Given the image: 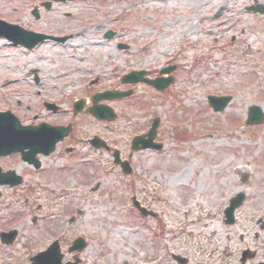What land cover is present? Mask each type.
Returning a JSON list of instances; mask_svg holds the SVG:
<instances>
[{
  "label": "rangeland",
  "instance_id": "rangeland-1",
  "mask_svg": "<svg viewBox=\"0 0 264 264\" xmlns=\"http://www.w3.org/2000/svg\"><path fill=\"white\" fill-rule=\"evenodd\" d=\"M256 2L261 4L264 0H128L125 3L124 8L130 16L127 20L131 25L129 29H133L135 35L153 41L148 52L157 63L162 64V61L172 58L171 53H176L177 44L184 43L187 48L185 55L192 59L198 48L203 64L195 67L188 61L185 65L187 71L193 72L191 78L195 84L175 104L173 112L174 104L158 102L156 98L152 104L149 103L146 112L144 108L120 107V110L126 109V113L131 114L122 137L127 140L129 135L141 130V123L146 125L151 114L161 119L159 132L166 144L164 154L132 155L134 174L125 179L116 172L107 175L96 195H88L85 191L90 181H96L94 173L87 180H82L85 168L69 175L67 184L82 187L79 191L87 194L80 203L85 213L77 224L79 233L88 241L82 256L86 259L85 264H173L169 253L187 257L189 264H236L242 249L251 247L252 250L257 248L259 254L264 252V243L261 242L264 232L256 229L259 239L253 241L252 238L253 219L264 215V126L245 130L241 122L248 104L259 105L264 112V64L256 57L261 51L264 53V16H252L245 11ZM25 4V0H0V19L44 30L61 26L78 31L102 22L101 16L106 12L104 9L103 13H94L88 18L83 12V0H73L69 5L56 6L62 11H72L69 21H64L60 13L54 12L48 15L53 17H49L50 26H45L30 20L28 4ZM113 7L114 3H111ZM119 8L115 7V12ZM220 9L221 13L215 18ZM87 33L90 36L92 32ZM172 45L177 47L173 49ZM10 47L0 39V112L15 109L21 118L30 117L43 101H54L60 110H66L68 98L76 97L73 90L77 89L78 82L80 84L84 80L79 79L81 75L78 80L75 75L67 76L72 82L68 88H63V80L56 79V76L64 66L53 62L54 56L60 53L59 57L65 63L70 55L72 61L69 62L73 64L77 60L73 54L84 57L87 50L74 53L69 50L49 51L52 57L48 59L47 51L41 49L40 53L35 52L42 55L40 62ZM92 55H88L91 57L89 64L85 65L87 69L93 68L91 62H98L102 56ZM177 58L182 60V56L177 55ZM35 69L41 70L39 74L44 76L42 87L62 94L54 92L56 95L47 98L31 97V72ZM65 71L63 73L66 74ZM74 81L76 83L72 87ZM200 81H204V85L200 86ZM63 89L66 90L65 95ZM22 92L25 96L21 95ZM204 95H229L231 104L223 114L211 116ZM18 101L19 106L16 105ZM54 120L66 122V117H52L49 121ZM123 127L114 128L121 131ZM79 128L94 130V126L88 125L77 126ZM178 132L187 133L184 141L175 138ZM253 157L257 169L252 164ZM0 165L11 169V159L1 160ZM22 171L27 172V169L23 167ZM245 176V182L241 183L240 179ZM26 177L31 185L40 182ZM126 182L131 185H126ZM133 190L136 198H150L152 195L155 198L154 211L160 214L156 221L163 224L164 231V236L158 240L154 235L155 240L152 239L151 230L140 227L131 211L129 197ZM0 192V230L10 229L11 220L20 228L13 247L0 246V264H24L25 260L21 258L30 250H41L46 241L52 239L49 236L54 234L43 236L29 231L28 223L24 221L43 213L58 219L59 210L37 212L33 208L28 212L23 201L27 196L16 203L15 194L23 196L24 192H11L5 187ZM238 192L248 196L247 202L237 213V225L232 229L223 228L221 211L227 206L229 197ZM151 224L155 227L156 223ZM47 228L49 230L50 226ZM53 231L57 232V229ZM227 234H231L230 237H226ZM238 236H243V240ZM11 251L15 252L13 259Z\"/></svg>",
  "mask_w": 264,
  "mask_h": 264
},
{
  "label": "flooded vegetation",
  "instance_id": "flooded-vegetation-1",
  "mask_svg": "<svg viewBox=\"0 0 264 264\" xmlns=\"http://www.w3.org/2000/svg\"><path fill=\"white\" fill-rule=\"evenodd\" d=\"M78 1L80 0H77V2ZM103 1L104 2H101L97 5V0H90L89 2L87 0H83V8L85 9H83V12L87 15L88 18L93 16L96 8H104L106 10V12L101 16L102 22L95 23L96 25H90V28H87L86 30L75 31L72 28L68 30L66 27L62 28L61 26H57L55 28L54 26H52L51 29L47 28L46 30L32 27L25 28L27 31L39 36V38L30 41L29 45L30 47H32V49H30L29 51L42 46H47L51 49L66 48L71 52L75 51L77 48H86L88 49V54H85L87 55L84 59L85 63H87V60H90L91 56H88L90 53L93 54V57H95L96 55H102L98 62H91L94 69L96 70V72L93 73H96L98 75L96 76V79H94L95 81L91 83V81L93 80L91 79L88 83V87L83 88L82 92H76L75 96L83 95L84 97L81 98L84 100L86 96L91 97L94 94H103L107 97H110L107 92L117 93L131 91V98L127 100H120L116 103H123L128 105L134 100H137L139 108H132L140 110L144 108V111L146 112L151 101L150 97L153 98L154 95H157V92L149 86L143 84L129 85V83L126 84V82H124L123 80L125 76L128 75V73H132L134 71L144 72L145 76L143 78L147 80H153L159 77L160 71L163 68L167 67V64L163 66H154L155 59L153 58V56L147 55L146 53L144 54L146 50L150 49L151 45H146L145 40L142 37L137 36L134 34L135 32L128 31L126 28H124L126 21L125 19H123V14H121L120 12H117L115 14L112 13L115 7H120L122 4L119 3V5H117L118 3H116L112 10L111 5H109L110 2L106 0ZM25 3V5L28 4V15L33 23L41 22L45 26H50L49 17L51 16L48 15L53 9L56 10L53 11V13H60V18H62L64 21H69L72 17V13H70L72 11H62L60 8H56V6H59V4L62 6L69 5L73 3V0H25ZM69 8L71 7H68V9ZM101 13L103 12H100L98 14ZM51 18L53 19V17ZM54 19L57 20L56 18ZM87 32H92L90 34L91 37L88 36ZM69 63L70 62L67 61L66 65H68ZM180 70L176 69L175 71H173L174 82L170 88L173 87L174 90L177 87H182V85L186 83L184 77H180V79L177 77V74ZM34 83H39L36 76L34 77ZM185 86L186 84L183 87L185 88ZM138 89L140 90L139 94L137 91ZM54 92L58 93L57 95L62 94L57 91ZM56 93L54 94L56 95ZM64 93L65 92H63V94ZM37 95L49 96L50 93L40 94L38 92ZM72 105L73 103L70 102V106ZM44 108L45 110L47 109V107ZM57 108L59 109V106L54 108L55 111L57 110ZM85 112H87V108L86 110L85 108H83L81 114L72 115L69 121L93 126L92 122H96L97 120L95 121V119L89 117V115H86ZM129 114L130 113H126L125 115L128 116ZM128 121V119H125L124 121L126 129L127 123H129ZM97 123L99 124V127L93 128V131L92 128L75 129L72 127L66 139L56 145L55 151L48 158L45 159L42 154H35L32 156L41 164L39 170H34L31 167L25 165V168L27 169L26 174H22V172L18 173L19 175H22L21 177L23 179V184L21 185L25 186L23 192L25 196H27V199H24V204L28 209L34 208L37 212L59 210L58 213L76 210V213H78V208L81 203L78 194V189L80 187H74L67 184L69 175L79 170L80 168H85L86 170L82 171L84 172L82 180L89 179L93 176V173L95 174L96 178L101 177L102 179H105V177L110 173H107L108 163H105V156H111V153L113 151L112 147L114 145H117V147H123V149L121 150H123L124 156L121 159H126L127 161L131 159V153L133 152H131L129 148L130 141H127L122 137H120L122 138L121 140L112 139L111 135H113V133H111L110 128V125L112 124L111 122L97 121ZM144 123H141L140 125L142 126L141 130H139V132L137 133L132 134V136L144 134L149 129L150 120L146 122V125H144ZM136 124H138V122ZM30 125L34 126L35 124ZM94 138L102 140L103 147L106 143L109 149H95L91 144ZM156 141L157 143H159L160 141L159 130L157 131ZM164 147L165 145H163V149ZM145 153L158 155L160 152L148 150L139 152L138 154ZM46 161L55 163L56 167L53 171H45ZM102 162L104 170L95 171L94 164L100 165ZM22 165L24 164L20 161L19 155L11 157V170L19 169L20 171H22ZM26 175L36 178L40 182L37 183L38 185L33 184V186L29 183V181H26ZM120 175L122 176L123 174ZM51 177H53V179H51ZM54 177L56 178L54 179ZM89 192H93V190H90ZM132 195V199H134L133 201L138 204L139 209H143V211L145 212L153 211V203L155 202V200L153 199V195L150 198L145 196V198L143 199L136 198L135 191ZM132 199L130 200V208L132 209V212L136 214L138 219H140V214L133 206ZM51 217L52 216L48 217L44 221H40L39 225L37 224V220H35L34 224H31V226L28 227L29 231L35 233L39 232L41 235L43 234V236L54 233L53 236L49 237L57 240L62 251L63 249L66 251L64 254H68V257H70V259L72 260L76 258L80 259L81 255L86 251L87 246L81 253L76 252L69 254V249L72 246L73 241L80 236L78 230L79 227L77 225L78 218L73 219V221L70 222L69 217H67V213L57 215L58 219H55L54 221H52L53 219H51ZM147 220H149V218H147ZM142 221H145V219H142ZM253 222L254 226L252 227L254 231L252 238L253 241H256L258 239L256 229L264 232V220L256 219ZM49 226L50 228L48 230L47 227ZM56 229L57 232H54L53 230ZM262 242L264 243V238L262 239ZM46 247L47 245L42 247V250L46 249ZM34 255L35 253L31 251L26 259L29 260V258ZM249 256H251V258L245 264H264V252L262 254H259V250H257V248H254L252 252L249 253ZM28 264L31 263L28 262ZM78 264H81L80 261L78 262Z\"/></svg>",
  "mask_w": 264,
  "mask_h": 264
},
{
  "label": "water",
  "instance_id": "water-1",
  "mask_svg": "<svg viewBox=\"0 0 264 264\" xmlns=\"http://www.w3.org/2000/svg\"><path fill=\"white\" fill-rule=\"evenodd\" d=\"M14 29H17V28H16V27H11L10 25H6V24H4L3 22L0 21V36H1V37H5V38L11 40L12 37L17 36V33L14 31ZM17 38H19V40H20L22 43L25 42L24 39H22V38H24V33H23V32H21V33L17 36ZM223 102L225 103V101H223ZM215 106H216V108H217V107L221 106V103H219L218 101H215ZM251 112H252V115L250 116V119L255 120V121L257 120V122H259L258 119L261 117V115H260V113H259V110H257V109H252ZM3 124H4V129H7V131L10 132V130H11V122H10V121H5ZM12 124H13V123H12ZM13 125H14V124H13ZM4 136H5V135H4ZM4 136H3V137H4ZM2 139L11 142V138H8V136H5V137L2 138ZM6 144H7V143H6ZM6 144H5V143H2V144H1L2 146L0 147V150L3 151L4 149H7L8 146H7ZM6 179H7V177H5V176H0V182H3V181L8 182ZM51 264H52V263H51Z\"/></svg>",
  "mask_w": 264,
  "mask_h": 264
},
{
  "label": "bare ground",
  "instance_id": "bare-ground-1",
  "mask_svg": "<svg viewBox=\"0 0 264 264\" xmlns=\"http://www.w3.org/2000/svg\"><path fill=\"white\" fill-rule=\"evenodd\" d=\"M26 53V52H25ZM63 76V75H62Z\"/></svg>",
  "mask_w": 264,
  "mask_h": 264
}]
</instances>
